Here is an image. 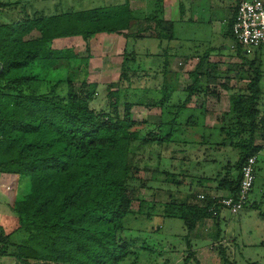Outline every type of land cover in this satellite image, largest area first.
<instances>
[{"label": "trees", "instance_id": "obj_1", "mask_svg": "<svg viewBox=\"0 0 264 264\" xmlns=\"http://www.w3.org/2000/svg\"><path fill=\"white\" fill-rule=\"evenodd\" d=\"M147 1L151 3L147 19L154 23L156 38L170 41L172 24L163 20L162 0ZM133 20L134 12L125 0L119 5L0 26V174L12 178L7 195L16 218L10 233L0 226V258L19 264H121L129 256L122 222L132 214L134 191L130 184L139 181L132 154L133 145L140 140L137 123L130 120L127 104L122 118L90 109L97 86L83 80L81 86L87 89L79 94L73 74L67 72L63 79V70L56 68L60 62L86 64L89 48H85L87 56L80 58L76 49H52V42L75 37L88 42L97 34L129 38L123 32L130 30ZM232 23L227 30L230 36ZM242 49L235 42V50L240 53ZM208 58L205 53L197 69L188 74L192 83L182 108L200 84L218 82L217 67L205 63ZM249 67H254V62ZM252 74L247 94L230 97L229 112L238 126L235 133L247 132L249 139H239L238 160L214 179V190L232 197L238 191L243 163L260 150L253 146L256 131L262 129L264 134V117L256 109L261 74L256 68ZM170 79L174 75L164 73V86ZM35 84L36 88L47 85L50 90L38 94L32 88ZM56 88L60 92L56 93ZM118 104L116 97L111 106ZM155 106L153 102L149 105ZM154 140L162 142L155 136L139 142L144 145ZM21 180L26 187L19 196ZM218 200L205 196L201 203H177L170 199L160 206L161 217L180 220L188 235L198 221L219 216ZM143 205L149 218L155 204ZM261 216L264 218V212ZM16 234L25 235V239L12 243ZM186 248L182 264L191 260L199 264L188 241ZM223 262L228 263L225 258Z\"/></svg>", "mask_w": 264, "mask_h": 264}, {"label": "rangeland", "instance_id": "obj_2", "mask_svg": "<svg viewBox=\"0 0 264 264\" xmlns=\"http://www.w3.org/2000/svg\"><path fill=\"white\" fill-rule=\"evenodd\" d=\"M124 1L13 0L15 2L12 3L13 5L1 3L0 7L8 10L17 5V12L11 11L3 14L5 18L1 17L0 21L3 24L1 26L11 25L42 17L119 5ZM142 1L144 0H136L140 4H134L131 9L134 12L135 20L132 21L130 30L123 32L128 33L129 38L122 35H119L118 38L95 35L88 42L83 41L80 37L58 39L52 42V49H76L80 58H85L87 46L90 55L87 63H71L69 66L65 62H60L56 68L61 72L63 70L61 77L65 79L66 73L70 74L71 72L73 86L76 92L82 95L83 91L87 89L86 86H81L83 80L86 85L95 84L97 87L89 107L99 115L114 114L122 118L124 105H130V120L137 123L136 129L139 132L140 142L146 138L151 140L154 136L162 140L160 144L154 140L149 144L141 145L138 141L133 145V160L140 172L137 176L139 181L130 184L134 191L131 205L132 214L122 222L130 254L121 264H181L186 256V239L184 240L186 231L180 220L161 217L162 208L160 206L165 202L169 203V197L159 194V191L174 187L165 183L167 180L188 182L190 179H187V176L193 173L194 178L201 177L203 170L210 169L209 176H216L213 164L207 165L204 161L199 160L203 150L208 149L206 158L217 159L221 161V164H225L226 161L234 164L237 161L239 147L236 145L239 139L247 141L249 136L247 132L235 133L238 126L234 125V119L229 113L231 110L230 97L247 94V85L253 75L252 69L256 68L261 74L259 84L261 95L256 109L264 112V46L252 50L247 55L241 54L237 58L231 56V52L236 51L235 45L231 42L234 49L227 50L224 58L211 59L209 54V58L204 62L215 64L216 67L223 69L218 70L217 68L218 82L208 86L200 84L198 91L188 100L187 108L177 110L186 101L188 94L186 89L192 83L188 74L197 69L205 48H200V40L198 42L193 40L194 36L197 39L200 36L193 32L187 34L185 30L180 33L178 26L174 32L175 40L173 42L158 40L154 23L147 19L150 11L146 5L144 7ZM23 10H25V14H28V17L24 16ZM192 41H194L193 44L190 43ZM186 51L191 53L187 58ZM162 52L166 53V56H163ZM165 59L169 63L171 71L176 74L177 91L170 83L165 86L167 88L165 91L161 90ZM250 62H254V67H249ZM232 78L241 83L236 84L235 81L228 83L227 80ZM36 84L32 85V88L38 94L50 90L47 85L36 88ZM225 85L230 89H224ZM59 89H55L56 93L60 92ZM166 91L173 92L172 99L170 102L166 101L165 104H160L165 96H168ZM111 93H116V96L111 97ZM116 97L119 104L112 107L111 104L116 102ZM152 102L157 106L149 107ZM190 105L194 107V110H188ZM203 108L206 111L202 112ZM225 111V115H228L224 117L225 119L216 118L220 119L222 123L225 122V125L221 123L222 131L224 130L222 133L214 132L208 135L206 134L207 130L185 127V123L190 119L188 118L190 112L193 115L192 122L201 125L207 113L208 117L214 119L215 113ZM157 127H160V130ZM185 130L191 133L189 136L192 137L189 141H194L193 147H197V149H192L195 152L190 150L184 151L182 154L179 152L182 148L191 149L185 145L186 143H183L187 139L183 135ZM150 134H152L151 137ZM201 140L205 141L203 148L198 146ZM259 141L260 145H264V139H259ZM188 156L195 157L196 163ZM263 164L264 157L260 156L259 165L256 166L255 188L250 195V199L253 200L255 196L260 195L261 190L264 191V182L259 173V169H263ZM190 168H198L201 172H187ZM19 183L17 192L20 196L26 185L24 180ZM3 187L10 191L12 186H7L4 183ZM186 188L188 189V187ZM187 194L189 191L185 192L183 197ZM143 202L155 204L154 213L149 218L146 213L147 206H140ZM226 212L228 213L227 221L219 225L220 235L218 238H215L216 228L213 227L211 236L208 238L210 241L207 240L205 246H198L201 249L197 254L200 264H264V219L261 218L262 216L259 217V213L264 212V204L246 208L236 215ZM7 216L0 218V226L6 233H10L16 226V218L14 215ZM24 239L25 235L16 234L11 237V242L18 244ZM198 248L192 246L191 251ZM224 258L228 263L223 262ZM0 264L19 263L5 257L0 258ZM189 264L194 263L189 262Z\"/></svg>", "mask_w": 264, "mask_h": 264}, {"label": "crops", "instance_id": "obj_3", "mask_svg": "<svg viewBox=\"0 0 264 264\" xmlns=\"http://www.w3.org/2000/svg\"><path fill=\"white\" fill-rule=\"evenodd\" d=\"M8 1L9 0H0V4L1 3H10L11 5H13L12 3H15V2H13V0H10V2H8ZM238 1L239 0H162V10H163V18H164L163 20L165 22L172 24V30H171V35H170L171 40L169 41V43L173 42L175 40L174 32L178 26V28H180V33H182L185 30L187 34H188V32L189 33L193 32V34L200 36V38H198V39L196 36H194L193 40H197V42H198V40H200V42H199L200 48H205L203 54L209 53L211 59H216V60H218L219 57L224 58V56L226 55L225 53L228 52L227 50L234 49L233 45H231V42L235 45V42L233 41L231 36L227 34V30L229 29V25L233 21L234 11H235L236 4L238 3ZM142 2H143L144 7H145V5H146V8L151 7L150 2H146L145 0ZM138 3L140 4V2H136V0H129L130 9H132L134 4H138ZM16 7H18V6L14 5L8 10H4L3 8L0 7V18L1 17H2V19L5 18V17H3V14L5 15L7 12H11V11H13L14 13L17 12ZM146 8H144V9H146ZM24 11L25 10H23L24 16L28 17V14H25ZM1 25H3V24L0 21V26ZM97 35L111 36V37L113 36L112 38H114V36L117 38L119 37V35H116V34H97ZM193 42L194 41H192L190 43L193 44ZM199 46L197 45V47H199ZM173 52H174V50H173ZM162 54H163V56H166V53L162 52ZM185 54H186L185 55L186 58L191 55V53L187 52V51L185 52ZM241 54L242 55L245 54V51L243 49L241 50L240 53H238V50L235 52H231V56L237 57V58H239V56H241ZM245 55H247V54H245ZM91 56H93V55H91ZM164 61L165 62L163 64V69H162L163 79H162V83H161V90H163V86L165 83L164 73L167 72L171 75H174V79H170V82H168V84L170 83L171 86H174L175 91H177V84L178 83L176 82V74L171 71L170 66L168 65L169 63L167 62V60L165 59ZM217 68H218V70H223L219 67H217ZM227 81H228V83H231L230 81H233V82L235 81L236 84L241 83L240 81H238L235 78L228 79ZM230 86H232V85H230ZM223 88L226 90L230 89L229 86H227V85L223 86ZM164 91H165V88H164ZM186 92H187V89H186ZM167 93H168V96H165L164 100H162V104H165L166 101L170 102V100L172 99L171 97H172L173 92H167ZM259 100H260V98H259ZM259 100H258V102H259ZM187 104L183 108L182 107L177 108V110H182V109L187 108ZM193 108L194 107L192 105L188 106V110H194ZM204 111H206V109L203 108L202 112H204ZM259 112H260V110H259ZM189 114H190V116L188 118H190V119L187 120V122L185 123L186 128L194 127V128H200L203 130H207L206 134H208V135H210L214 132H218V133L224 132V130L222 131V124L225 125V122L222 123L220 119L218 120L216 118L227 117L228 115H225L226 111L223 113H218V112L215 113L214 119H211L210 117H208V113H207L203 119L204 122H202L201 125H198L196 122H192L191 119H192L193 115L191 112ZM260 114L262 117H264V112H260ZM190 134L191 133H189L186 130H185V134H183L184 136L187 137V139L185 141H183V143L184 144L186 143L185 145L191 149L182 148L179 151L182 154L184 151H190L192 149H194V150L197 149V147H193L195 142L189 141L190 138L192 137V136H189ZM263 135L264 134H263L262 129L257 130L256 134H255L254 141H253L254 142L253 146L259 147V149H260L256 153L257 165H259L260 156L264 157V145L259 144V142H260L259 139H264ZM204 142L205 141L201 140V142L198 143L199 144L198 146L200 148H203ZM194 150H192V151L195 152ZM203 151L204 152H202V156H201V158H199V160L200 161L202 160V162L204 161L207 165L213 164L214 165L213 171L215 174L217 173L216 176L215 175L212 177L209 176V172L211 171L209 169V170H203L201 177H198V178L197 177L194 178L195 176L193 175V173H192V175L187 176V179H190L188 182H185V181L184 182H182V181L176 182V181H173L172 179L167 180V181H165V183H167L168 185L174 186V187L164 189V191L161 189L159 191V194L164 195L165 197L167 195V197H170V199H172L173 201H175L177 203H182L185 201H188L190 203H201L200 200L198 199L199 195L210 196L211 198L212 197H216V198L226 197L227 194H225L224 191L214 190L215 185H216L214 177L217 178V176H219V175L223 176L224 170H222V169H224V167H226L228 164H230V165H233V164H231V162H229V161H226L225 164H221V161H219L217 159L210 160L209 158H206L208 149H206V151L205 150H203ZM238 155H239V152H238ZM188 158L192 159L193 162L196 163L195 157L188 156ZM198 164H200V162H198ZM259 170H260L259 173L261 175V179L264 182V164H263V169L260 168ZM191 171L195 172V173L201 172V170H199L198 168H194V169L190 168V169H188L187 172H191ZM204 172H206V173H204ZM11 180H12L11 176L0 174V218L5 217L6 215H8L7 217L14 215L9 209V205H8L9 199H8V195H7V190L5 189L6 187H3L4 183H6L7 186L10 185ZM256 180H257V174H256ZM255 183H256V181H255ZM186 187H188V189ZM254 188H255V185L252 189V192H253ZM188 191H189V194H187L186 196L183 197V194L185 192H188ZM249 200H250V205L247 208H250L252 206L258 207L261 204H264V191L261 190L260 195L255 196L254 200L250 199V198H249ZM165 203H167V202H165ZM10 214H13V215H10ZM227 214L228 213L225 210H223L220 212L219 216L216 219L206 218V219H202V220L198 221L195 225V228L190 232V234H188V235L186 234V236L184 238V240L186 239L185 243H186V241H188V243H189L190 251H191L192 246H196V248H198V246H205L209 236H211L210 233L212 232L211 229L213 227L216 228L215 238H218V236L220 235L219 234L220 233V229H219L220 226L219 225L221 223H225L227 221V216H228ZM259 217H261V213H259ZM261 218H263V217H261ZM208 241H210V240H208ZM197 250H195V251L193 250L194 252L191 251V253L194 255L195 259L197 256L196 260L200 264V261H199L197 254L201 249L198 248ZM187 254H188V250L186 248V256H187ZM186 256L184 257V259L186 258ZM183 260H182V263H183ZM190 262H192V260Z\"/></svg>", "mask_w": 264, "mask_h": 264}, {"label": "built area", "instance_id": "obj_4", "mask_svg": "<svg viewBox=\"0 0 264 264\" xmlns=\"http://www.w3.org/2000/svg\"><path fill=\"white\" fill-rule=\"evenodd\" d=\"M231 36L239 44L245 54L264 46V0H239L234 12ZM257 166V155L247 158L241 169L238 191L234 197H220L217 201L220 211H228L236 215L250 205ZM204 195L198 199L203 200ZM216 198V197H212ZM213 215H216L215 211Z\"/></svg>", "mask_w": 264, "mask_h": 264}]
</instances>
